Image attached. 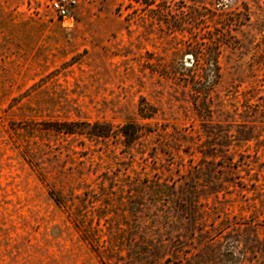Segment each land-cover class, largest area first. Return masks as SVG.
<instances>
[{
  "label": "rangeland",
  "instance_id": "1",
  "mask_svg": "<svg viewBox=\"0 0 264 264\" xmlns=\"http://www.w3.org/2000/svg\"><path fill=\"white\" fill-rule=\"evenodd\" d=\"M50 1L0 0V264H264V0Z\"/></svg>",
  "mask_w": 264,
  "mask_h": 264
},
{
  "label": "built area",
  "instance_id": "2",
  "mask_svg": "<svg viewBox=\"0 0 264 264\" xmlns=\"http://www.w3.org/2000/svg\"><path fill=\"white\" fill-rule=\"evenodd\" d=\"M76 4L75 0H51L50 9L60 18L67 26H70L69 9ZM68 21V22H67Z\"/></svg>",
  "mask_w": 264,
  "mask_h": 264
}]
</instances>
